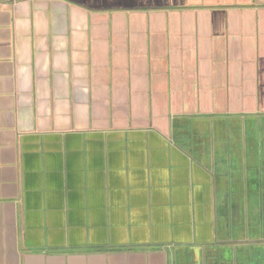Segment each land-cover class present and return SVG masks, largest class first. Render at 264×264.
<instances>
[{
  "label": "crops",
  "instance_id": "1",
  "mask_svg": "<svg viewBox=\"0 0 264 264\" xmlns=\"http://www.w3.org/2000/svg\"><path fill=\"white\" fill-rule=\"evenodd\" d=\"M0 264H264V0H0Z\"/></svg>",
  "mask_w": 264,
  "mask_h": 264
}]
</instances>
